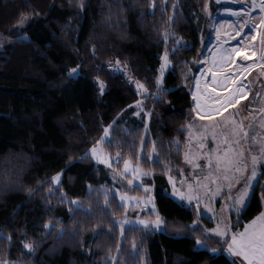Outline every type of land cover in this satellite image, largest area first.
Instances as JSON below:
<instances>
[{"label":"trees","instance_id":"obj_1","mask_svg":"<svg viewBox=\"0 0 264 264\" xmlns=\"http://www.w3.org/2000/svg\"><path fill=\"white\" fill-rule=\"evenodd\" d=\"M83 2L80 8L79 0H0L4 37L0 47V233L11 236V243L0 239V260L238 264L225 253L221 239L208 238L199 228L190 231L198 212L169 195L167 177L168 173L179 175L184 165L189 117H196L191 101L193 77L210 36L211 17L221 4L216 0ZM21 14L29 18L18 30ZM177 40H182L180 46ZM165 51L170 67L158 89L154 81L160 77ZM117 59L129 69L131 81L128 74L110 72L107 62ZM77 65L83 71L69 78L68 69ZM198 73L195 85L201 80ZM97 76L105 84L102 93ZM135 81L143 83L150 95L140 92ZM256 84L264 86V78ZM139 101L143 110L138 113ZM109 125L111 142L104 146L111 156L119 153L153 173L163 230L129 225L121 234L118 222L138 212L125 204L121 207L119 197L111 192V207L105 209L103 190L115 189L111 168L85 153ZM153 141L156 153L151 152ZM145 150L152 161L158 154L167 168L145 159ZM57 174H61L58 187L49 183ZM262 193L264 188L258 185L242 213L244 222L263 210ZM47 224L54 227L45 228ZM196 238L207 248L198 247ZM22 243L32 244L34 251ZM209 248L222 250L213 254Z\"/></svg>","mask_w":264,"mask_h":264},{"label":"rangeland","instance_id":"obj_2","mask_svg":"<svg viewBox=\"0 0 264 264\" xmlns=\"http://www.w3.org/2000/svg\"><path fill=\"white\" fill-rule=\"evenodd\" d=\"M218 3L221 4V6L218 8L217 12H215L211 17L210 36L208 38V41L203 47L201 58L199 59L198 76L199 78H201L199 82L200 91L197 92V88H196L197 82H195L196 85L194 84L193 90L191 87L192 107L194 108L193 109L194 114L196 115L197 118L193 116L189 117L188 125H191V129H188L189 136L186 144L185 154L186 153L188 154L189 159L192 161V163H188V161L185 160V154H184V165L181 169L182 172L180 170L179 175L168 173L167 177H168V181H169V176L172 177L173 181H180L182 179L187 178V182L192 183L193 174L195 172V175H199L201 177L202 182H206L203 180V178L204 176L208 175L207 159H206L207 157H211L213 160L212 171H213V175H215L217 156H220L222 158L226 148L229 150L230 154L233 150L240 151L243 149L245 157L247 158V169L243 173L235 174L237 178L240 179V184L235 185V188H239L244 183L245 178H251V173L253 171V164L251 157L255 155L257 157L255 163V169H254L256 172V177L255 179L252 180V184H251V192H250V198H251L254 190L258 185H261L264 188V151H262L264 150V86H258L256 84L260 78L262 77L264 78V71H262V69H264V63L253 64V65H245V64L239 65L236 68V70L233 71V74L229 79V81H227L222 86L212 82V78L210 77V75H208V70H210L208 68L210 64L209 61H211V59L217 53H220V51L212 43L211 36L213 34V30L215 26L217 25L219 26L220 22L225 20L223 18L216 19V17L219 14V10L221 7H231V8L245 7V9L250 8L249 5L252 3V0H228L226 1V3L221 2L219 0ZM246 11L247 12L245 13L244 17L238 20L240 31L242 32L243 35L242 42H239L238 45L240 47L242 46L243 47L242 50L245 51L243 55L239 56L238 58L243 59L244 61L246 60L244 58L245 57L244 54L247 55L246 51L249 48H252L256 52H259L258 47H259L260 36L264 34V24L260 23V17L262 16L261 10L257 8L253 10V12H250V10L248 9H246ZM253 24H255L256 26L253 27ZM252 35L256 36V40H251L250 37ZM221 52H225V49H223ZM225 54L227 55V53ZM164 63L165 61L163 58V64ZM169 67L170 64L166 67L164 73H166ZM193 83H194V77H193ZM204 87L206 88V91ZM238 88L243 89V95L245 96V98L240 99L239 104H233L231 106L227 105L225 101H227L232 94L236 93V90ZM258 89L260 93L259 96L262 97L259 98V101L257 102L256 98L252 97L251 95L256 91L258 92ZM139 91L142 92V90L140 89ZM250 91H251V95H249ZM193 93L197 94V96L199 97L198 100L193 99ZM249 96H251V98ZM248 97L250 99L244 102V100L247 99ZM197 103H199L200 105L199 115L197 114V109H196ZM139 104L140 106L137 107L138 113L143 110L141 101H139ZM221 104H224L227 110H225V108H220ZM217 109H219V111H217ZM232 120H235L237 124L243 123L244 130L248 132V137H246L244 142H242L241 144L233 143V140L238 139V137H232L229 133V130L226 129L225 127V125ZM108 130H109V137L104 139L103 141L99 139L98 141L100 143H96L95 146L98 148V150H102L103 153H106L108 155V158L111 162V167L109 168H111V175L113 182L115 184V189H119L121 194H126L127 198L137 197L140 200V204L138 206L136 205L135 201L131 199L127 200L125 205H127L129 208L133 210H136L138 214L135 217L125 218L123 220L130 222L137 220H147V221L154 220L156 218L155 213H153L152 211H148L144 203V201H146L149 197H152L155 202L156 211L158 212L155 201V184H154L153 175L150 177L144 176L140 178L143 181V187L137 186L139 184V180L133 179L131 175H128L127 179L133 180L132 184L129 185L126 183H121L120 173L124 171V161L129 159H123V160L121 159L117 163L116 162L117 157L111 156V154L107 151L104 144L110 139L111 132L109 127ZM225 136H228L229 138L228 145L224 143ZM229 145L230 148L228 147ZM130 161L132 162V166L138 165L144 171H148L138 163H135L132 160ZM195 164H199L201 167L199 169H194ZM113 177H115V179ZM60 179H61V174H60ZM55 186L58 187L59 185H55ZM210 187H212L213 190H215V185H210ZM129 188H135L136 191L131 192V190L129 191ZM146 188H151L152 189L151 192H146L145 191ZM176 188L178 190H183L182 185L180 183H176ZM168 192L169 194L172 192V183L170 181H169ZM172 197L179 202L188 204L187 201H181L178 197L175 196ZM249 200L247 201V204ZM205 204L209 205V207L213 210L216 216H220L221 208L222 206L225 205V200L221 199L220 196H217L215 199H211V200L204 198L202 196L200 200V208L199 210H197L199 221L203 223L205 228L211 229L216 226V220L209 219V217L212 216V212H209L207 211V209L204 208ZM243 211L244 210H242L239 213V215H236L231 211L227 213L230 232L244 231L246 225H249L251 221H253L261 212H264V203H263V210L249 221L246 222L243 221L242 218ZM144 212H147L149 215L148 216L142 215L141 213ZM129 225L131 224H125L124 228ZM161 230H163V226ZM225 253H227L230 257H232L235 261H237L238 264H240L241 258L229 254L226 251V249H225Z\"/></svg>","mask_w":264,"mask_h":264},{"label":"snow or ice","instance_id":"obj_3","mask_svg":"<svg viewBox=\"0 0 264 264\" xmlns=\"http://www.w3.org/2000/svg\"><path fill=\"white\" fill-rule=\"evenodd\" d=\"M71 2V0H70ZM219 2V0H217ZM80 8L84 7L83 0H79ZM250 8H259L262 13H264V0H252V3L249 5ZM237 17L243 18L244 13L242 12H236L233 13ZM29 16L28 14H21V17L19 21L17 22L18 30L23 27L25 22L28 20ZM260 23L264 24V15L260 17ZM256 25L253 24V27ZM242 27V26H241ZM169 34L165 32L164 37L167 39V36ZM236 35H240L239 31L236 33ZM3 34H0V47H3ZM17 39H28L27 37H21L18 36ZM251 40H256V36L252 35ZM177 46H180L182 44V40L176 41ZM179 47L174 49V51H178ZM227 55H222L219 58V61H214V65L218 63L219 67H224L226 64H230L234 62V57L241 56L242 50L240 46L226 49L225 50ZM258 51L260 53L259 59L260 61L264 62V34L260 36L259 40V47ZM92 54L95 56L96 49L93 47ZM255 55V52L253 53ZM245 59H248L247 55L244 54ZM164 61L165 63L160 66L159 72L160 77L155 79L154 83L156 84L157 88L159 89L162 84L163 74L166 70V67L170 64V61L168 60V53L165 51L164 54ZM107 67L109 68L110 72H117L121 74H128V79L131 81L133 78L129 72V69L126 67V65H122L121 62L117 59L115 61H108ZM96 68L98 70H103L102 65H97ZM83 71V69L77 65V67L69 68L68 69V76L69 78H73L76 76H79L80 73ZM264 71V69H262ZM213 78L215 79V74H213ZM96 81L99 84L101 93L104 90L105 84L102 79H100L99 76H97ZM234 82V81H233ZM137 89H140L145 94L148 93L147 87L141 83L140 81H135ZM197 92L200 91L199 83L197 82L196 85ZM215 91V90H213ZM150 95V94H149ZM159 98V96H157ZM245 96L243 95V89L238 88L236 90V93L232 94L225 103L229 106L233 104H239L240 99H244ZM193 99L198 100L199 97L196 93H193ZM140 104L137 102V107H139ZM220 108H225L224 104L220 105ZM197 114L199 115V109L200 105L197 103L196 105ZM225 110H227L225 108ZM219 111V109H217ZM112 126L109 125V128ZM226 129L229 130V133L232 137H238V139H234L233 143L235 144H241L244 142L245 138L248 137V132L244 130L243 123L237 124L235 120L229 121L225 125ZM188 129H191V125H188ZM109 137V130L108 128L104 129V136L101 138V141ZM228 136L224 137V143L228 145ZM109 142H111L109 140ZM97 143H100L99 141ZM153 147L151 149L152 153H156L155 148V142H152ZM230 148V145L228 146ZM141 149L144 150L145 146L143 142H141ZM264 151V150H262ZM117 155V163L123 159L119 153ZM85 156H91L94 157L95 160L98 163H103L107 165L108 167H111V162L108 158V155L106 153H103L102 150H98V148L94 145L88 152L85 153ZM145 159H148L150 163H160L162 167L167 168V165H164L161 161L159 155L157 154V158L155 161L151 160L150 154L145 150L144 151ZM207 169H208V175L204 176L203 180L206 182L201 181V177L199 175H195V172L193 174V182L188 183L187 178L182 179L180 181H173L172 177L169 176V181L172 183V192L169 194L171 196L178 197L181 201H187L189 205H191L195 210H199L200 208V200L202 196L204 198H207L209 200L215 199L217 196H220L221 199L225 200V205L221 208V215L216 216V214L213 212V210L209 207L208 204L204 205V208L207 209V211L212 212V216L209 217V219H215L216 220V226L214 228H205L203 223L199 221V216L197 217V220L193 221V224L189 226L190 231L196 232V230L202 229L201 234L212 238V234H215V238L221 239L222 243L226 245V251L235 256L241 258L240 264H264V212H261L249 225L245 226L244 231L242 232H230V226L228 223V212H233L236 215H239V213L244 210L247 207V201L250 199V192H251V184L252 180L256 177L255 172V163L257 160V157L253 155L251 157L252 164H253V171L251 173V178H245L244 183L239 187L235 188V185L240 184V179L237 178L235 175L236 173H243L247 169V158L245 157L244 150L240 151H232L231 154L229 150L226 148L223 157L220 156L216 157V168H215V175H213V160L211 157H207ZM185 160L188 161V163H192V161L189 159L188 154H185ZM201 166L199 164L194 165V169H199ZM182 172V170H181ZM131 175L133 179L139 180V184L137 186L143 187V181L140 179L144 176H152L153 173L150 171H144L142 168L137 166H132V162L130 160L124 161V171L120 173L121 177V183L126 184H132L133 180L127 179V176ZM115 179V177H113ZM60 174H57L55 177L52 178L49 183H54L55 185L60 184ZM176 183H180L182 185L183 190H178L176 188ZM210 185H215V190H213ZM90 191L91 186H89ZM235 189V192H234ZM151 188H146V192H151ZM31 189H29V192L31 193ZM104 200L103 204L105 206V209H109L111 205L108 203L109 200V193L111 192L112 196L115 198L116 196L119 197V201L121 202V207L124 206V204L127 202V200L131 199L135 201L136 205L138 206L140 204V200L137 197H131L127 198L126 194H121L119 189H104ZM49 194H53L52 190L49 189ZM262 198H264V193L261 194ZM63 199V195L60 197ZM73 204H75L77 207H83L82 204L79 203V201H72ZM146 208L148 211H152L155 213L156 218L151 221L147 220H137V221H126L122 220L119 221V231L121 234L124 233V225L125 224H131L132 227L137 226L139 224L142 226L143 230H161L162 226L165 225V220L160 217L159 213L156 211L155 202L152 197H149L146 201H144ZM112 214V213H110ZM48 227H54V225L47 224L45 225V228ZM24 235H27V233H24ZM0 239H7L11 243V236H8L6 234L0 233ZM196 245L198 247H205L207 248V245L202 242L199 238H196ZM22 247L28 250H33L32 244L29 243H22ZM132 247L135 248V242L133 241ZM211 253L215 254L222 249L217 248H209L208 249ZM0 264H17L15 261H4L0 260Z\"/></svg>","mask_w":264,"mask_h":264},{"label":"bare ground","instance_id":"obj_4","mask_svg":"<svg viewBox=\"0 0 264 264\" xmlns=\"http://www.w3.org/2000/svg\"><path fill=\"white\" fill-rule=\"evenodd\" d=\"M220 1L226 3V1H228V0H220ZM246 9L250 10V12H253V10H255L257 8H246ZM246 9H245V7H241V8L221 7L219 10V14L216 17V19L217 18H223L225 20L220 22L219 26L214 25L215 28H214L213 34L211 36V41L219 49L220 53H217L211 59V61H209L210 64H209L208 68L210 70H208V75H210V77L212 78L213 83H215V84L217 83L220 86L224 85L227 81H229V79L231 78V76L233 74V71H235L239 65H242V64L253 65V64L264 63V62L260 61V59H259L260 53L256 52L252 48H249L246 51L248 59H246L245 61L243 59H239L238 58L239 56H237V57L233 58L234 62H232L230 64H226L224 67H219L218 63L214 65V61L218 62L219 58L222 55H226L225 54L226 51L221 52L223 49H225V50L229 49L230 50L231 48L239 46L238 45L239 42H242L243 35H242V32L240 31L239 22H238L240 17H237L233 13L242 12L245 14L247 12ZM262 15H264V13H262ZM238 31H239L240 35L237 36L236 33ZM242 48L243 47L241 46V50H242ZM244 52L245 51L242 50V53H244ZM254 52H255V55H253ZM213 74H215V79L213 78Z\"/></svg>","mask_w":264,"mask_h":264},{"label":"flooded vegetation","instance_id":"obj_5","mask_svg":"<svg viewBox=\"0 0 264 264\" xmlns=\"http://www.w3.org/2000/svg\"><path fill=\"white\" fill-rule=\"evenodd\" d=\"M261 86V85H260ZM259 89H260V87H259ZM259 89H258V92L256 91V92H254L253 93V95H254V97H256V99L259 97V95H260V93H259ZM250 94L249 95H251V91L249 92ZM252 96V95H251ZM256 101V100H255Z\"/></svg>","mask_w":264,"mask_h":264},{"label":"water","instance_id":"obj_6","mask_svg":"<svg viewBox=\"0 0 264 264\" xmlns=\"http://www.w3.org/2000/svg\"><path fill=\"white\" fill-rule=\"evenodd\" d=\"M197 72H198V71H197ZM197 72H196L195 75H194V79H195V76H196ZM193 86H194V83H193V85H192V90H193ZM192 90H191V94H192Z\"/></svg>","mask_w":264,"mask_h":264}]
</instances>
